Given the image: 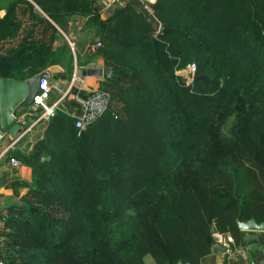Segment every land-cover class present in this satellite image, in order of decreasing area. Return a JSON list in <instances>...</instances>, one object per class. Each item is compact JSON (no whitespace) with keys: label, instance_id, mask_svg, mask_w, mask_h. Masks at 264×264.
I'll use <instances>...</instances> for the list:
<instances>
[{"label":"trees","instance_id":"1","mask_svg":"<svg viewBox=\"0 0 264 264\" xmlns=\"http://www.w3.org/2000/svg\"><path fill=\"white\" fill-rule=\"evenodd\" d=\"M4 7L0 78L61 66L56 77L70 80L75 57L60 30L74 16L119 70L101 84L110 99L100 117L79 134L59 106L21 155L31 179L8 185L1 264H200L215 231L238 245L240 222L264 223V0H156L157 34L130 4L108 19L95 0ZM190 64L191 80L179 73ZM71 95L84 93L65 98L80 108Z\"/></svg>","mask_w":264,"mask_h":264},{"label":"crops","instance_id":"2","mask_svg":"<svg viewBox=\"0 0 264 264\" xmlns=\"http://www.w3.org/2000/svg\"><path fill=\"white\" fill-rule=\"evenodd\" d=\"M5 1L0 0V17L6 14ZM125 5L130 4L140 13H143L140 0H123ZM114 0H95L96 8L103 19L110 18L115 10L120 7L118 4L113 3ZM87 18L82 16H74L67 22L65 31L60 30L62 35L70 43H75V51H73L75 57V68L71 79L69 80L68 92H64L63 95L59 94L61 107L70 110L72 112L82 109V105L77 102V96L71 95L68 97L70 100H75L80 105L77 108L67 102L65 99L70 92V81L76 74L81 80L79 87L81 92L85 96H80L81 99H86L89 92L101 90V84L104 80L102 77H88L83 76L82 71L84 69H103L106 66L103 57L98 50H91V47L98 43V39L94 36L92 29L87 30L85 24ZM153 24L155 29L158 28L157 24ZM98 41V42H97ZM96 42V43H95ZM70 45V44H69ZM59 46V44H57ZM71 47V46H70ZM72 49V48H71ZM93 51V52H92ZM79 60H78V56ZM49 80L55 86L61 83H66V77H61L60 81L54 79L57 73H63L61 66H54L49 70ZM61 94V95H60ZM40 110H35L32 107L23 108L19 111L17 120L23 127V133L14 137L11 134H7L3 143L0 145V156L2 173L0 174V211L3 210L8 203L15 201L14 190L9 188L8 185L16 180H30L32 169L22 163L21 155H28L32 150V147L36 140L43 136L45 125L42 121L38 122ZM9 151L5 152V150ZM11 157L17 158L22 165L19 167H13L9 163ZM25 191L23 190V193ZM261 224V223H259ZM240 243L235 244L234 238L230 234H226L233 238L234 242L230 251H214L217 243L212 245L211 252L201 258L200 264H264V230H242L240 227ZM146 264H155L154 259L151 256L145 258Z\"/></svg>","mask_w":264,"mask_h":264},{"label":"built area","instance_id":"3","mask_svg":"<svg viewBox=\"0 0 264 264\" xmlns=\"http://www.w3.org/2000/svg\"><path fill=\"white\" fill-rule=\"evenodd\" d=\"M142 11L145 14V16L152 21V23L157 24L158 28L155 29V33H159L162 30V24L158 20L155 11L153 9V4L156 2V0H140ZM113 3L118 4L119 6H124L125 2L123 0H114ZM70 46L73 51H75V43L70 41ZM102 47L101 42H98L94 44L91 47V50L95 51ZM183 72L187 73V77L189 80H191V77L188 75H194L196 72V66L194 64H190L186 70L179 72L180 74ZM81 79L75 74L73 79L70 81V90L72 87H79V83ZM60 87L55 86L52 84L48 79H45L43 81V94L40 96H37L34 100L33 106H31L35 110H40L41 114L39 115L38 122L42 121L43 123H46L49 121L51 117H53L57 110L59 109V104L61 103V99H58L57 101L50 103L51 96L55 91H59ZM80 90V88H79ZM68 92V91H67ZM110 96L108 93L98 90V91H91L89 92L86 99H81L79 96H77L76 100L82 105V109L79 111L72 112L70 110H67L62 107V110L64 113H66L68 116H70L72 119L75 120L76 128L79 131V134L82 130H84L89 124L94 122L98 117H100L104 111L107 109V106L109 104ZM5 133H3L0 129V145L3 143L4 139L6 138ZM9 151V149L5 150V152ZM1 158L0 156V174L2 173V166H1ZM9 163L13 167H19L22 165V163L15 157H11L9 159ZM215 243L218 245H221L225 251H230L231 246L234 242L233 238L220 233L219 231H215L214 234ZM1 264V263H0ZM189 264V263H187Z\"/></svg>","mask_w":264,"mask_h":264},{"label":"water","instance_id":"4","mask_svg":"<svg viewBox=\"0 0 264 264\" xmlns=\"http://www.w3.org/2000/svg\"><path fill=\"white\" fill-rule=\"evenodd\" d=\"M163 28V27H162ZM118 67L103 69H84L83 76L102 77L108 81L118 72ZM49 78V72L44 71L28 80H11L0 78V129L5 134L14 137L23 133V127L17 120L18 113L23 108L33 106L37 96L43 94V81ZM242 230H264V223L259 224L256 219L240 222ZM214 251H224L221 245H216ZM183 264V263H179Z\"/></svg>","mask_w":264,"mask_h":264},{"label":"rangeland","instance_id":"5","mask_svg":"<svg viewBox=\"0 0 264 264\" xmlns=\"http://www.w3.org/2000/svg\"><path fill=\"white\" fill-rule=\"evenodd\" d=\"M61 33V32H60ZM62 34V33H61ZM58 44H61V42H59ZM73 52V51H72ZM93 52V51H92ZM99 53H100V50H99ZM74 63H75V61H74ZM74 68H75V64H74V66H73ZM73 67H72V70H73ZM69 73V72H68ZM67 73V77H66V79H67V82L66 83H59L58 85H61V87H60V90L59 91H61V92H58V91H55L54 93H61L62 95H63V93L64 92H66L67 90H68V86H69V74ZM183 74L184 75H187V73L186 72H183ZM54 79H56V80H58V81H60V76H57V77H55ZM60 94V95H61Z\"/></svg>","mask_w":264,"mask_h":264}]
</instances>
